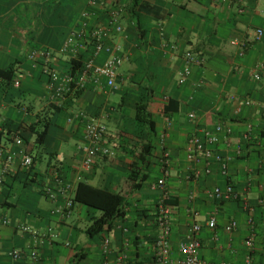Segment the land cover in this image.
<instances>
[{"label": "crops", "instance_id": "obj_1", "mask_svg": "<svg viewBox=\"0 0 264 264\" xmlns=\"http://www.w3.org/2000/svg\"><path fill=\"white\" fill-rule=\"evenodd\" d=\"M143 1L152 10L142 7L145 12H133L129 9L134 0H112L123 7V31L111 30L105 41L106 48L120 46L124 57L118 88L111 90L104 79L90 76L78 93L72 90L60 98L43 72V61L29 56L50 50V68L61 77L70 74L71 57L62 48L74 30L106 24L109 0L104 4L0 0V69L16 63L19 81L18 87L0 88V148L16 156L5 174L6 163L0 159V264H118L122 252L128 257L121 264H156L155 218L165 192L172 210L173 256H178V244L197 223L202 227L199 238L205 264H264V80L256 81L251 74L256 65L264 64V35L255 41L258 29L264 33V0ZM235 40L246 45L243 57L232 43ZM90 51L89 45L83 57ZM186 51L202 56L203 64L180 84ZM111 56L112 51L105 50L95 62L103 65ZM142 99L150 102L156 122L154 148L144 162L139 154L147 136L134 120L135 104ZM247 100L250 105H245ZM49 105L60 110L52 115L46 139L38 146L29 125L41 112H48ZM191 112L194 120L188 118ZM87 120L107 125L113 151V156L98 159L90 171L82 167L79 150ZM217 125L232 130L227 138L221 136L215 148L231 157L228 174H221L215 164L211 175L190 179L187 141ZM246 135L249 139H244ZM164 150L170 153L169 176L165 189H153L162 177ZM22 154L33 158L28 169L21 165ZM132 174L139 179L146 176L135 190ZM56 176L70 189L65 191ZM80 182L127 196L123 215L109 231L87 232L101 211L74 201ZM228 184L237 198L216 201L206 195ZM68 199L73 200L69 216L53 214ZM211 214L217 219L214 230L206 225ZM250 218L254 226L248 223ZM3 219L10 224H3ZM232 221L237 228L226 232ZM20 225L37 230L42 239L21 231ZM252 233L254 244L249 248L245 242ZM105 239L110 240L108 254L103 252ZM14 251L27 255L35 251L38 257L16 260L10 256Z\"/></svg>", "mask_w": 264, "mask_h": 264}, {"label": "built area", "instance_id": "obj_2", "mask_svg": "<svg viewBox=\"0 0 264 264\" xmlns=\"http://www.w3.org/2000/svg\"><path fill=\"white\" fill-rule=\"evenodd\" d=\"M106 0H92L91 4H104ZM218 4H239L242 0H213ZM112 0H109L111 7L107 9V20L105 25H96L91 27L89 30L80 28L74 30L69 38L67 39L61 52L67 54L71 59L77 60L81 63L76 76L71 73L61 77L56 71L52 70L49 66V62L53 56L50 50L44 49L34 51L30 54L31 59H40L44 64V73L49 77L50 87L56 90L57 97H64L65 94L72 90L80 91L85 87L88 77L92 76L95 80L104 79L107 87L111 90L118 88L117 82L119 79V68L122 66L124 57L121 53V47L115 46L112 49L106 48L105 41L111 30L118 33L123 31V25L121 23L123 7L121 4H115ZM244 8H240V12H243ZM264 33L261 29H258L255 33V41L262 39ZM239 46L240 56H244L246 49L245 43H237L236 40L232 42ZM91 46V51L86 57H83L86 53L88 46ZM112 51V56L108 59L105 64L97 65L95 62L96 57L103 51ZM185 66L179 79L180 84H184L185 81L190 77L194 67L202 66V56L195 54L191 51H186L184 54ZM252 77L256 81L264 80V64L260 63L253 68ZM14 86H19V81H15ZM73 86V87H72ZM62 97V98H63ZM232 100L236 98L231 97ZM245 105H250V101H245ZM239 111V109H238ZM81 117L85 118L83 113ZM190 120L196 118L195 113L191 112L188 115ZM172 123L167 120V126L170 127ZM232 130L229 127L217 125L213 130H204L200 135H192L186 144L185 154L187 161L191 164L190 174L188 177L194 180H198L202 177L209 176L213 172L215 164L219 165L221 174L226 176L228 174V164L231 161L230 156H224L217 152L215 148L221 141V136L225 138L230 136ZM244 139H249V135H246ZM82 152V167L86 171H90L94 166L95 162L100 158H108L113 156V151L109 147V133L108 127L104 123H100L94 120H87L85 128V141L82 146L79 147ZM241 146H238V152L240 153ZM4 158L6 165L3 168L5 174L8 170L7 166L14 162L16 156L10 152L0 148V159ZM170 153L166 150L162 153V177L152 185L153 189H165L166 179L169 176L168 165H169ZM21 165L23 168L28 169L33 164V158L30 154H22L20 157ZM57 183L63 184L65 191L70 189L68 184L64 183V180L60 176H56ZM50 198H53V194L49 191ZM164 196L160 200L156 210V225L159 229V234L155 240V256L156 264H205L201 258L202 242L199 238V233L202 227L194 223L190 229V233L186 240L181 241L178 244V256H173L170 236L172 233V210L168 204L170 199L169 195L165 192ZM206 195L216 201H229L237 198L235 188L228 184L224 188L214 187L206 192ZM247 207V206H246ZM73 208V200L68 199L64 202L62 207H59L54 211L53 214L66 218L71 213ZM252 210V209H251ZM191 214L196 215L194 209H190ZM2 223L7 225L10 224L6 219L2 220ZM248 223L254 226L253 220L250 218ZM206 225L209 229L214 230L217 227V219L214 214L208 218ZM20 230L31 235L35 239H42L37 230L32 229L26 225H20ZM237 228V222L232 221L225 226L226 232H232ZM45 236H43L44 238ZM246 246L251 248L254 244V233L245 242ZM110 240L105 239L103 242V252L108 254L110 251ZM13 259L19 260L29 256L31 259H37V253L32 251L30 254L23 252L14 251L10 253ZM127 254L122 252L118 258L117 263L121 264L127 259Z\"/></svg>", "mask_w": 264, "mask_h": 264}, {"label": "trees", "instance_id": "obj_3", "mask_svg": "<svg viewBox=\"0 0 264 264\" xmlns=\"http://www.w3.org/2000/svg\"><path fill=\"white\" fill-rule=\"evenodd\" d=\"M142 7L146 10L151 9V7L148 4H145L143 0H134V4L130 7L129 11H144ZM70 63L72 65L70 73L73 76H76L81 63L74 59H71ZM15 66L16 63L6 69H0V88L14 86L17 75V68ZM78 92L79 91H77V93ZM48 108V112H41L37 116L36 122L29 125V129L36 137L35 143L38 146L42 145L46 139L52 115L60 110V107L56 105H49ZM134 120L141 128V132H144L147 136V142L144 145V149L139 154L140 160L144 162L152 153L154 148L152 136L156 133V122L153 119V113L150 109V102L148 100L142 99L135 104ZM130 180L133 182L132 187L135 190L141 187L142 183L146 180V176L139 179L136 175L132 174ZM74 201L101 211V215L93 219L92 224L87 230L90 235H94L104 230L109 231L112 228L114 221L123 215L127 196L125 194L103 190L101 188L93 187L90 184L80 182L76 189Z\"/></svg>", "mask_w": 264, "mask_h": 264}, {"label": "rangeland", "instance_id": "obj_4", "mask_svg": "<svg viewBox=\"0 0 264 264\" xmlns=\"http://www.w3.org/2000/svg\"><path fill=\"white\" fill-rule=\"evenodd\" d=\"M120 101V100H119Z\"/></svg>", "mask_w": 264, "mask_h": 264}]
</instances>
